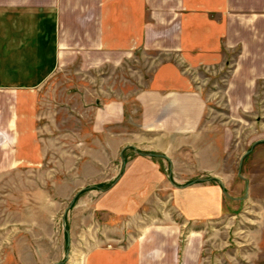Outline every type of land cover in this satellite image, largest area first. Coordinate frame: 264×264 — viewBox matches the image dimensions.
Masks as SVG:
<instances>
[{
    "label": "crops",
    "instance_id": "crops-1",
    "mask_svg": "<svg viewBox=\"0 0 264 264\" xmlns=\"http://www.w3.org/2000/svg\"><path fill=\"white\" fill-rule=\"evenodd\" d=\"M143 55L153 57V68L132 96L138 109L113 99L92 119L95 131L125 125L118 134L133 137L122 146L133 158H125L117 182L145 185L187 220L221 215L224 186L178 183L201 172L220 180L230 142L219 135L208 143L200 73L229 67L227 95L250 102L264 87V0H0L2 167L30 164L36 89L54 73L129 65ZM158 185H167V194ZM180 231L142 224L139 235L95 247L86 264H190L194 244L182 247Z\"/></svg>",
    "mask_w": 264,
    "mask_h": 264
},
{
    "label": "rangeland",
    "instance_id": "rangeland-1",
    "mask_svg": "<svg viewBox=\"0 0 264 264\" xmlns=\"http://www.w3.org/2000/svg\"><path fill=\"white\" fill-rule=\"evenodd\" d=\"M152 58L98 71L62 69L36 89L30 164L4 168L8 156L0 153V264H86L95 247L139 235L142 224L180 228L182 247L194 244L190 264H264L262 83L250 102L227 95L229 67L200 73L208 143L219 135L230 142L217 169L220 180L201 172L181 177L178 185L224 186L221 215L187 220L172 200L155 198L145 185L117 182L125 158H133V152L121 154L122 146L133 137L118 134L125 125L109 134L95 131L92 119L113 99H127L128 110L138 109L131 99L148 79ZM164 186L157 192L167 194Z\"/></svg>",
    "mask_w": 264,
    "mask_h": 264
},
{
    "label": "water",
    "instance_id": "water-1",
    "mask_svg": "<svg viewBox=\"0 0 264 264\" xmlns=\"http://www.w3.org/2000/svg\"><path fill=\"white\" fill-rule=\"evenodd\" d=\"M68 239H69L68 242L70 243V236L68 237Z\"/></svg>",
    "mask_w": 264,
    "mask_h": 264
}]
</instances>
